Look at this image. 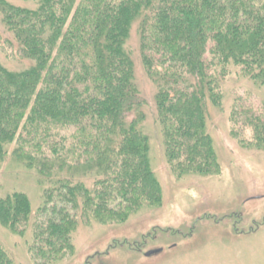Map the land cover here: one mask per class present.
Wrapping results in <instances>:
<instances>
[{"label":"trees","instance_id":"1","mask_svg":"<svg viewBox=\"0 0 264 264\" xmlns=\"http://www.w3.org/2000/svg\"><path fill=\"white\" fill-rule=\"evenodd\" d=\"M25 1L0 0V46L20 64L0 63V160L11 154L43 191L34 209L24 192L0 195V224L29 230L32 258L54 264L80 222L162 205L132 38L167 163L180 176L215 175L209 107L234 74L264 86V0ZM242 100L232 118L264 150V102ZM0 264H15L1 243Z\"/></svg>","mask_w":264,"mask_h":264},{"label":"rangeland","instance_id":"2","mask_svg":"<svg viewBox=\"0 0 264 264\" xmlns=\"http://www.w3.org/2000/svg\"><path fill=\"white\" fill-rule=\"evenodd\" d=\"M8 1L29 5L25 0ZM129 47L147 101L143 126L150 137L162 205L143 206L123 222H80L72 252L54 264H264V150L249 146V127L242 128L232 118L235 98L262 104L264 86L235 74L224 82L222 104L209 107L208 120L219 173L180 176L164 156L154 88L137 57L135 37ZM0 63L20 66L1 46ZM238 130L246 143L234 136ZM12 191L27 194L33 209L41 203L43 190L36 173L8 154L0 160V195ZM0 243L15 264H40L30 253L29 230L21 235L0 224ZM157 249L161 251L150 253Z\"/></svg>","mask_w":264,"mask_h":264},{"label":"water","instance_id":"3","mask_svg":"<svg viewBox=\"0 0 264 264\" xmlns=\"http://www.w3.org/2000/svg\"><path fill=\"white\" fill-rule=\"evenodd\" d=\"M159 251H161V249L154 250V251H152V252H150V253H157V252H159Z\"/></svg>","mask_w":264,"mask_h":264}]
</instances>
